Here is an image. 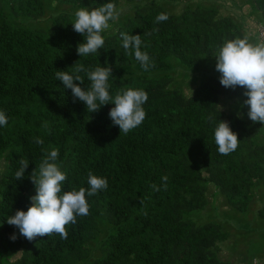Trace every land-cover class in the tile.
<instances>
[{"label":"trees","instance_id":"1","mask_svg":"<svg viewBox=\"0 0 264 264\" xmlns=\"http://www.w3.org/2000/svg\"><path fill=\"white\" fill-rule=\"evenodd\" d=\"M190 1L0 0V111L8 120L0 126V264H230L220 256L227 232L215 222L191 220L212 204L208 184L237 213L258 201L256 216L264 219L260 123L247 113L224 109L225 102L241 98L245 90L223 87L220 73L207 62L226 40L247 36L255 43L258 31L251 34L213 5L190 6ZM237 1L238 9H245L240 18L248 15L258 29L264 28V0ZM108 2L116 6L117 18L101 33L103 48L80 57L76 48L84 37L73 30L74 13ZM173 2L183 4L177 15L167 8ZM162 12L168 19L156 23ZM121 32L141 35L140 50L154 67L145 71L134 52L122 47ZM77 61L85 70L111 67L113 98L129 87L144 90V121L120 134L108 115L113 104L88 113L84 102L74 101L55 72L73 74ZM179 69L187 82L177 86L173 80ZM79 75L87 89L86 71ZM181 85L191 86L188 95ZM219 120L227 121L239 140L228 155L219 154L215 143ZM53 148L66 174L62 191L87 189L89 172L105 178L108 186L86 195L89 214L66 226L67 239L53 233L28 241L7 218L27 211L36 194L28 176ZM21 158L29 165L24 178L16 180ZM163 176L168 177L166 188Z\"/></svg>","mask_w":264,"mask_h":264},{"label":"clouds","instance_id":"2","mask_svg":"<svg viewBox=\"0 0 264 264\" xmlns=\"http://www.w3.org/2000/svg\"><path fill=\"white\" fill-rule=\"evenodd\" d=\"M116 6L108 2L91 10L81 7L74 13L71 24L73 30L84 37V42L77 45L76 51L80 57L98 53L104 46V38L101 33L109 28V21L115 20ZM167 13H159L156 23L166 21ZM122 47L134 52L135 58L141 62L145 71L150 65V58L146 52H141V35H129L121 32ZM216 59L215 70L220 73L219 83L226 89L235 90L237 86L243 88L242 107L248 108L247 117L254 123L264 124V41L251 42L247 36L226 40L218 46L214 55ZM77 61L71 68L73 74L68 71H56L55 77L63 85L64 89H70L74 101L78 99L84 102L89 113L97 112L102 106L113 104L108 113L114 126H118L120 134H127L138 127L145 119L146 112L143 105L148 100L147 93L142 89L127 88L118 91L114 98L109 94V77L112 76L110 66H97L94 70H85L78 66ZM86 71L90 85L82 88L84 80L79 75ZM211 121L213 118L208 117ZM7 117L0 111V126H6ZM47 127V123L44 124ZM119 138V137H118ZM214 139L217 150L221 155H228L238 147V137L227 121L218 122ZM35 143L43 144V140L36 138ZM59 150L53 148L47 152L38 166L31 172L28 179L33 183L35 195L30 197V206L27 211L17 210L14 215L7 218V224L14 226L19 235L28 241L37 237L59 234L62 239H67L66 226L76 223L77 216L89 214L87 196H93L100 190L107 188L105 178L98 177L92 172L88 173V188L81 187L78 191H62V184L66 180V174L60 170L56 163ZM20 167L15 172V179L24 178L29 161L21 158L18 161ZM164 187H167V176H163ZM155 191L160 189L151 185ZM16 240L14 234L10 237Z\"/></svg>","mask_w":264,"mask_h":264},{"label":"rangeland","instance_id":"3","mask_svg":"<svg viewBox=\"0 0 264 264\" xmlns=\"http://www.w3.org/2000/svg\"><path fill=\"white\" fill-rule=\"evenodd\" d=\"M195 2H202L205 5H213L217 7L219 15H226L229 17H234L236 21H240V24L249 30L251 34H255L258 31V27L253 24L254 22L250 20L249 16L241 17V13H245L244 8L238 9V1L237 0H191L189 2L190 6H193ZM168 4L170 2H167ZM61 7V6H60ZM183 4L181 2H173L170 5H167L168 11L171 14L177 15L181 12ZM68 8L72 9L68 6ZM59 8L57 7V10ZM122 14L124 11H118ZM115 20L109 21V25ZM22 22L34 23L33 21H28L22 19ZM27 27H33V25H27ZM240 25V26H241ZM257 41H262V37H260L259 32L257 35ZM207 62H211L212 65L211 70L215 73H218L215 70L216 59L210 58ZM206 64V63H205ZM203 64V66H205ZM210 64L207 63V66ZM179 72L176 74V77L173 80V83L177 86L179 85L178 81L187 82L185 78L186 73ZM194 77L199 80L201 78L200 74H194ZM195 80V79H194ZM181 88L182 85H181ZM182 90V89H181ZM191 90V86H184L183 92L185 94H189ZM246 99L245 96L238 98L236 100H232L230 102H225L223 105L224 109L228 112H234L241 114L247 113V107H242L243 101ZM222 107V108H223ZM262 135L260 139L264 140V124H260ZM209 193L213 196L210 201L211 205L207 207V209L200 212H195L191 215V220L195 221L198 224L204 222H215L219 224L222 229L227 232L228 238L225 242L220 244V256L224 259H229L230 264H246L247 262H251L253 264H264V219H259L256 216V211L260 208L261 204L258 201L252 202L250 208L245 213H237L231 210L224 202V198L215 192L212 185L208 184V190L206 192V197L209 199ZM200 218V221L197 220Z\"/></svg>","mask_w":264,"mask_h":264},{"label":"built area","instance_id":"4","mask_svg":"<svg viewBox=\"0 0 264 264\" xmlns=\"http://www.w3.org/2000/svg\"><path fill=\"white\" fill-rule=\"evenodd\" d=\"M260 37H262V40L264 39V28L258 29Z\"/></svg>","mask_w":264,"mask_h":264}]
</instances>
